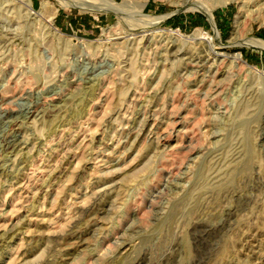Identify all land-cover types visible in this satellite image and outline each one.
I'll list each match as a JSON object with an SVG mask.
<instances>
[{"label":"rangeland","instance_id":"374dc122","mask_svg":"<svg viewBox=\"0 0 264 264\" xmlns=\"http://www.w3.org/2000/svg\"><path fill=\"white\" fill-rule=\"evenodd\" d=\"M112 1L0 0V264H264V0Z\"/></svg>","mask_w":264,"mask_h":264},{"label":"bare ground","instance_id":"6f19581e","mask_svg":"<svg viewBox=\"0 0 264 264\" xmlns=\"http://www.w3.org/2000/svg\"><path fill=\"white\" fill-rule=\"evenodd\" d=\"M93 1H95V0H93ZM97 1H99L100 3H102V4H100V5H102V8L100 9V10H104V11H106V10H115L116 12L117 11H119V10H121L123 7H122V5H120V4H116V3H114L112 0H97ZM29 3L27 2V4L26 3H24L23 2V7L25 6L26 7V9L27 10H29V11H31L32 9L30 8V5H28ZM71 4H73V3H71ZM77 4V3H76ZM91 4V3H90ZM183 4H184V6L186 7V8H189V7H195V5H197V3L196 2H194V0H184L183 1ZM88 5V4H87ZM79 6V5H78ZM144 7H145V4H142V5H140V7L138 8V11H137V15H138V17H139V19L143 22H141L142 24H140L136 29H132L133 31H131L132 33H130L131 35H132V37L130 38V41H131V39H134V38H136V37H142V38H144V37H146L147 36V33L148 32H150L154 27H157V25H159L161 22H162V20H163V17H154V16H146V15H144ZM86 8V7H85ZM198 9H201L203 12H205L210 18H211V15H210V11H208V9H206V8H202V7H200V6H198ZM92 10V9H91ZM140 22V21H139ZM46 23L49 25V28H51L52 27V24H51V22H50V19L49 20H47L46 21ZM54 30L57 32V33H59L55 28H54ZM150 34V33H149ZM170 34V36H171V38L173 37V38H179V39H184V40H186V41H189V42H193V41H195V38H196V35H193L192 37H187V38H185V37H183L179 32H177V31H172V32H170L169 33ZM203 34V33H202ZM200 36H202L201 34H199ZM149 37V36H148ZM200 38V37H199ZM197 39V38H196ZM203 41L205 40L209 45H212L213 43L211 42V41H215V40H217L218 41V35H215V36H209V37H207V34H203V38H201ZM129 40V39H128ZM139 40V39H138ZM216 42V41H215ZM207 45V44H206ZM214 45V44H213ZM242 46H252V47H256V48H259V49H261V50H264V41H262V40H258V39H254V38H251V39H249V41L248 42H246V43H244V44H242ZM208 47H210V46H208ZM212 48L213 47H211V50H212ZM232 57V56H231ZM225 59V58H224ZM232 59V58H231ZM225 60H227V58L225 59ZM224 60V61H225ZM233 63L235 64V66H234V64H233V66L234 67H244V62H243V60L240 58V57H238V56H236L235 58L233 57ZM232 66V65H231ZM244 69V68H243ZM253 74V73H252ZM257 77V76H256ZM237 110V109H236ZM7 121V120H6ZM11 122V121H10ZM263 131H264V127H263ZM160 132V131H159ZM18 135V134H17ZM161 140V139H160ZM5 152V151H4ZM227 212V211H226ZM200 224V223H199ZM203 225V224H202ZM195 226V225H194ZM193 226V227H194ZM200 227V228H199ZM210 229V228H209ZM195 231L197 232V234H199V235H197V236H195V241L196 242H200V241H202L204 238H206V237H210L211 236V234H212V231L211 230H208V229H206L204 226H201V224H200V226H197L196 228H195ZM218 231V230H217ZM195 234V233H194ZM193 234V235H194ZM145 257V256H144ZM139 258L138 260H135L134 262H133V264H144V262H145V258ZM167 258H168V256H167ZM165 262H166V260H165ZM169 261H167L166 263H164V264H169L168 263ZM160 264H162V263H160Z\"/></svg>","mask_w":264,"mask_h":264}]
</instances>
